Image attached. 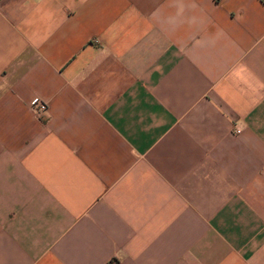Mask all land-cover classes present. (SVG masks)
Listing matches in <instances>:
<instances>
[{
    "label": "crops",
    "instance_id": "crops-1",
    "mask_svg": "<svg viewBox=\"0 0 264 264\" xmlns=\"http://www.w3.org/2000/svg\"><path fill=\"white\" fill-rule=\"evenodd\" d=\"M0 264H264V0H0Z\"/></svg>",
    "mask_w": 264,
    "mask_h": 264
},
{
    "label": "built area",
    "instance_id": "built-area-1",
    "mask_svg": "<svg viewBox=\"0 0 264 264\" xmlns=\"http://www.w3.org/2000/svg\"><path fill=\"white\" fill-rule=\"evenodd\" d=\"M32 107L36 112H44L47 109V103L42 99H34L32 102ZM238 131V129H236Z\"/></svg>",
    "mask_w": 264,
    "mask_h": 264
}]
</instances>
